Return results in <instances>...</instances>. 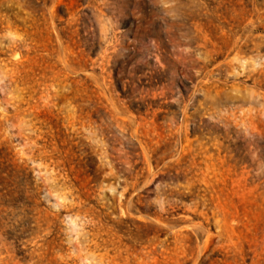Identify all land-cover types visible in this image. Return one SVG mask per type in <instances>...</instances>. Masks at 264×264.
I'll use <instances>...</instances> for the list:
<instances>
[{"label": "rangeland", "instance_id": "1", "mask_svg": "<svg viewBox=\"0 0 264 264\" xmlns=\"http://www.w3.org/2000/svg\"><path fill=\"white\" fill-rule=\"evenodd\" d=\"M0 264H264V0H0Z\"/></svg>", "mask_w": 264, "mask_h": 264}]
</instances>
